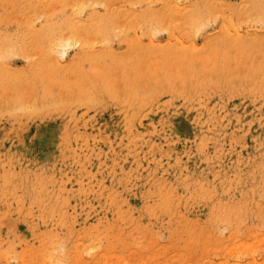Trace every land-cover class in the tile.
<instances>
[{
    "label": "rangeland",
    "instance_id": "rangeland-1",
    "mask_svg": "<svg viewBox=\"0 0 264 264\" xmlns=\"http://www.w3.org/2000/svg\"><path fill=\"white\" fill-rule=\"evenodd\" d=\"M255 263L264 0H0V264Z\"/></svg>",
    "mask_w": 264,
    "mask_h": 264
},
{
    "label": "bare ground",
    "instance_id": "bare-ground-1",
    "mask_svg": "<svg viewBox=\"0 0 264 264\" xmlns=\"http://www.w3.org/2000/svg\"><path fill=\"white\" fill-rule=\"evenodd\" d=\"M134 21V20H133ZM260 240V239H259ZM239 244V243H238ZM233 249V248H232ZM236 251V250H235ZM242 251V250H241ZM244 253V252H243ZM245 254V253H244ZM241 255V254H240ZM252 255V254H251ZM238 259V258H237ZM253 259H254V257H253ZM258 263V262H257ZM256 264V263H255Z\"/></svg>",
    "mask_w": 264,
    "mask_h": 264
}]
</instances>
